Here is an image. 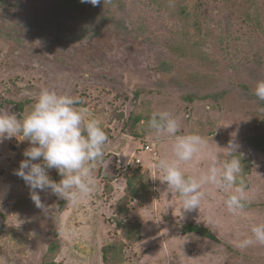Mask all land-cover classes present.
I'll use <instances>...</instances> for the list:
<instances>
[{"label":"rangeland","instance_id":"obj_1","mask_svg":"<svg viewBox=\"0 0 264 264\" xmlns=\"http://www.w3.org/2000/svg\"><path fill=\"white\" fill-rule=\"evenodd\" d=\"M79 3L67 16L62 0H0V112L23 118L47 88L76 97L108 135L92 195L73 206L40 192L46 211L13 174L29 143H0V264H105L106 246L109 264H264V245L236 246L264 222V101L253 94L264 81V0ZM29 25L40 33L32 38ZM86 25L94 34L82 40ZM162 110L179 118L177 135L204 137L219 163L227 150L218 147L238 133L250 201L242 211L225 207L232 189L205 185L199 209L182 218L180 197L155 167L170 157L174 138L156 139L147 128ZM208 163L201 153L181 168L197 175ZM47 174L61 178L55 169Z\"/></svg>","mask_w":264,"mask_h":264},{"label":"clouds","instance_id":"obj_2","mask_svg":"<svg viewBox=\"0 0 264 264\" xmlns=\"http://www.w3.org/2000/svg\"><path fill=\"white\" fill-rule=\"evenodd\" d=\"M101 2L81 0V3L93 6ZM253 94L259 101H264V81L257 82ZM78 103L74 96L44 88L23 118L10 111L0 112V143L15 138L30 145L23 151L24 159L13 174L24 181L38 209L47 210L39 195L46 190L73 206L88 199L95 191L94 167L103 158L108 135L101 119L87 108L77 107ZM147 128L156 139L174 138L170 157H158L155 167L162 173L163 184L169 192L180 197L182 218L185 213L199 209L205 196L202 190L205 185L223 191L232 189L224 200L229 213L242 211L250 203L241 175L242 157L235 139L238 133H233L225 147L217 146L227 150L226 159L219 163V155L209 151L204 137L195 133L177 135L180 120L168 110L151 113ZM201 153L207 155V169L197 175H186L181 164L192 162ZM48 169L58 172L61 177L58 182L50 179ZM209 222L214 223L215 218L209 217ZM250 232L237 242L239 249L264 245V222L254 224Z\"/></svg>","mask_w":264,"mask_h":264},{"label":"trees","instance_id":"obj_3","mask_svg":"<svg viewBox=\"0 0 264 264\" xmlns=\"http://www.w3.org/2000/svg\"><path fill=\"white\" fill-rule=\"evenodd\" d=\"M63 3V6L62 8L64 9V11L67 13V16L70 15V14H73L75 12H80L78 11L79 9H76V8H79V0H62ZM103 2V0H102ZM104 4H107V6H111V5H117V4H120V0H105V3ZM109 7L106 8V13L109 12L108 10ZM99 9H101L99 7ZM103 13H105V11L103 10ZM88 19L86 18L84 22H87ZM120 25H122V22L120 24H116V20L113 21V27L116 29V27H119ZM26 31H27V34L30 35L32 38L39 34L40 33V28L38 26H35V25H29V26H26ZM90 26L86 25V26H83L82 27V31L80 33V38L82 40H85V38H88L90 36H92L94 33H93V29L91 30V27L89 28ZM55 30L57 31H60L61 30V27H57ZM93 33V34H91ZM7 35V34H6ZM8 40L11 39V38H14L12 37L11 35H8L7 36ZM16 38H14L15 40ZM184 100L187 101L188 100V103H192V99L190 98H186L184 97ZM192 101V102H190ZM264 107V105H263ZM139 121V120H137ZM126 186L128 188H131V181H128L126 183ZM130 192L132 193V195L134 196V191L133 190H130ZM121 204H117V207H116V215L120 216L119 214L121 213L123 207H120ZM186 229L190 232V233H196V234H200L201 236L203 237H206L208 239H211V240H214L215 238L212 236V234H210L209 231H206V230H202L201 228H196V227H192V226H187ZM49 252H54L57 250V246L56 244H51L48 248ZM112 247H109V246H106L103 248V252H102V258H103V261L105 262V264H109L110 261L108 259V256L111 254L112 252Z\"/></svg>","mask_w":264,"mask_h":264},{"label":"built area","instance_id":"obj_4","mask_svg":"<svg viewBox=\"0 0 264 264\" xmlns=\"http://www.w3.org/2000/svg\"><path fill=\"white\" fill-rule=\"evenodd\" d=\"M139 160H136V163H138Z\"/></svg>","mask_w":264,"mask_h":264}]
</instances>
